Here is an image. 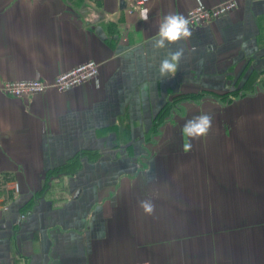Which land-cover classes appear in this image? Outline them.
I'll return each mask as SVG.
<instances>
[{
	"label": "crops",
	"instance_id": "0c3cea01",
	"mask_svg": "<svg viewBox=\"0 0 264 264\" xmlns=\"http://www.w3.org/2000/svg\"><path fill=\"white\" fill-rule=\"evenodd\" d=\"M223 1L0 0V88L100 63L66 91L0 89V264H264V0L152 47L166 15Z\"/></svg>",
	"mask_w": 264,
	"mask_h": 264
},
{
	"label": "built area",
	"instance_id": "2783aa9c",
	"mask_svg": "<svg viewBox=\"0 0 264 264\" xmlns=\"http://www.w3.org/2000/svg\"><path fill=\"white\" fill-rule=\"evenodd\" d=\"M150 0H131L132 7L138 8ZM238 7V0H226L214 6L199 4L190 9L186 18L189 19L191 26H198L214 21L224 15L232 13ZM100 71V63L94 59L82 62L75 67L64 71L56 76L52 81L45 79H22L6 81L2 84L1 90L15 97H32L37 93H42L54 88L59 91H66L82 83L96 78ZM11 188L16 192L20 191L19 183L10 182ZM1 186V185H0ZM134 264H149L146 261Z\"/></svg>",
	"mask_w": 264,
	"mask_h": 264
},
{
	"label": "clouds",
	"instance_id": "9594fccd",
	"mask_svg": "<svg viewBox=\"0 0 264 264\" xmlns=\"http://www.w3.org/2000/svg\"><path fill=\"white\" fill-rule=\"evenodd\" d=\"M149 9L143 8L139 12L140 19L147 22L149 19ZM190 21L183 15L168 14L164 17L159 26L158 37L152 42L155 50L166 49L170 45H178L182 40L192 36L189 27ZM183 48L177 47L168 54L159 63V76L163 79L173 78L178 71V64L183 58ZM213 118L209 114H201L193 119L186 121L182 127V134L191 139H199L207 136L212 128ZM191 149V143H185L184 150ZM141 207L146 213L153 211V205L149 202H141Z\"/></svg>",
	"mask_w": 264,
	"mask_h": 264
}]
</instances>
